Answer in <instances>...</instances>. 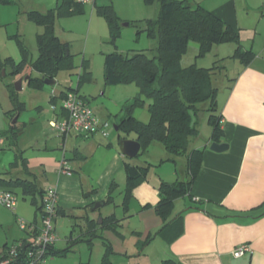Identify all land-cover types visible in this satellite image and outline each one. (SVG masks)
Here are the masks:
<instances>
[{"label":"crops","instance_id":"crops-1","mask_svg":"<svg viewBox=\"0 0 264 264\" xmlns=\"http://www.w3.org/2000/svg\"><path fill=\"white\" fill-rule=\"evenodd\" d=\"M241 14L248 21L251 15L264 20V0L248 2ZM263 53H254L253 60L243 67L229 86L223 88L221 96L217 94L219 125L223 132L219 143L228 148L222 153L210 151L211 135L204 144L195 143L196 148L203 151L201 168L189 194L174 201L170 219L181 216L182 233L172 242L159 232L163 222L156 214L155 206L159 202L158 189L162 182L170 184L189 178L183 157L168 160L170 155L162 147L156 155L148 152L146 160L139 161L135 157L128 161L132 165L147 163L151 166L146 180L131 190L124 212L121 206L125 191L123 170L128 158L116 151L108 140L98 139L96 142L95 137L74 134L62 137L61 159L67 161L72 174L52 175L49 187L55 188L59 198L55 229L62 226V232L71 231L64 239L57 238L51 248L54 251L70 249L63 255L48 257L45 264H163L165 260L178 264H264ZM6 112L0 104V132L5 131ZM73 136L93 140L87 141L83 148L78 146L73 156L67 157L65 150ZM130 140H136L135 135ZM107 141L108 144L104 145ZM4 145L5 142L0 148ZM20 152L18 149L13 151L9 167L0 169V179H25L45 190L46 186L38 183L33 160L25 155V151L22 158L26 159V170L21 158L16 159V153ZM40 160L45 163L48 159L43 157ZM14 162L17 165L11 166ZM87 164L93 167L91 173L86 170ZM113 184V201L108 205L114 204L115 191L123 187L119 205L123 216L112 211L119 222L115 230H110L102 225V218L110 215L109 212L104 214L102 208L107 206L105 200ZM8 189L15 195L19 191L22 198L28 200L33 211L26 213L20 208V212L28 221L39 223L40 215L35 212L32 196L23 195L19 186L0 185V191ZM85 193L91 194L84 197ZM35 199L40 204L38 195ZM102 202V206L94 208L95 203ZM199 203L201 208L197 209ZM19 240L1 242L0 253L5 245L16 244ZM106 244L111 252L104 263ZM240 245H248L251 253L234 258L232 252Z\"/></svg>","mask_w":264,"mask_h":264},{"label":"rangeland","instance_id":"rangeland-1","mask_svg":"<svg viewBox=\"0 0 264 264\" xmlns=\"http://www.w3.org/2000/svg\"><path fill=\"white\" fill-rule=\"evenodd\" d=\"M58 1L13 0V3H4L0 0L1 62L3 63L9 58L17 64L22 60L17 38L21 40L27 51L26 63L19 75L11 76V66L6 65V63V68L0 70V104L6 111L11 108L7 92V86H10L15 100L22 105L21 111L14 112L12 118L5 117L4 130L8 131L12 121L15 120L14 125L20 135L12 147L9 146L10 141L7 140L4 147L0 148V169L6 170L9 167L14 150L18 149L23 153L25 151V155L33 160L32 164L35 167L33 170L36 173L38 183L46 186V188L50 185L52 175H57L56 169L62 160V147H60L62 137L50 126V121L53 118L52 102L50 101L52 92L59 97L61 92L68 89L77 90L79 96L86 99L90 108L97 113L98 121L100 123L108 121L109 127L106 129L108 138L106 140L112 142L116 151H119L118 135L127 140L134 136L133 133L116 132L114 126L117 125L125 105L138 95V88L134 83L106 85L103 61L106 54L114 52L128 55L144 52L147 56L152 57L156 42L148 36L146 31L139 32V30L143 28L142 25L145 21L157 17L159 5V0H97V6L111 4L114 10L119 28V35L116 39L112 38L107 21L97 13L94 6L85 5L81 8V12L69 16H55V34L62 43L68 45L72 66L71 68H62L57 73L54 86L44 85L41 89H32L27 86L25 77H39L36 72L31 70L30 63L38 57L36 38L42 32V28L30 20L28 16L31 11L46 13L54 10ZM188 1L211 11L238 34L237 42L213 44L210 49L202 54L200 53V45L195 41H190L185 53L180 58V66L184 69L191 66L213 69L210 83L217 90V94L221 96L223 88L229 86L244 67L233 58L236 47L240 45L247 50L251 49L257 55L264 52V20L260 21L251 15L248 21L241 14L243 6L252 0ZM83 67L89 78L82 77L81 69ZM20 80L22 81L21 90L17 91L15 88ZM141 100L142 104L136 106L131 115L137 121L146 124L150 120L149 101L145 97H142ZM56 102L57 107H59V101ZM198 108L199 112L192 116V120L199 130L196 144L202 145L212 133L208 117L210 114L217 115L218 109L216 112L210 113L206 103L198 105ZM93 137L97 142L98 135ZM72 139L67 144V146L70 145L69 148L66 147L65 150L67 157L73 156L72 154L78 146L83 148L87 141L93 140L92 138L77 136H73ZM108 141L104 145L108 144ZM162 147L161 143L153 142L145 152H141L136 160H146L148 152L156 155ZM43 157L48 160H45V163H40V159ZM128 161L130 162L132 159L128 158ZM92 168L90 164H87L86 170L88 172L91 173ZM123 176L125 181V173ZM122 190L123 187H119L115 191L116 198L113 205L102 208L104 214L107 212L111 214L113 211L117 216H123L122 208L119 206L122 201ZM16 197L15 213L0 207V244L3 241L11 243L15 240L28 238L27 234L19 229L16 217L30 222L20 212V208L24 209L26 213L32 212L34 208L27 199L22 198L19 191H16ZM60 228L62 229V226ZM60 228L57 227L55 231L57 238L62 240L71 230L67 229L62 232ZM45 262L46 260L43 264Z\"/></svg>","mask_w":264,"mask_h":264},{"label":"trees","instance_id":"trees-1","mask_svg":"<svg viewBox=\"0 0 264 264\" xmlns=\"http://www.w3.org/2000/svg\"><path fill=\"white\" fill-rule=\"evenodd\" d=\"M1 1L13 3V0ZM84 6L76 0H59L54 10L46 13L38 11L29 13V19L42 28V32L36 38L38 57L30 63L31 70L36 72L39 77H28L26 83L29 88L41 89L44 86L43 79L55 80L57 73L62 68H71L72 60L67 52L68 45L62 43L54 31L55 16H69L81 12V8ZM94 7L97 13L105 18L112 38L116 39L119 35V28L111 4L97 6L96 1ZM142 27L139 32L146 31L148 36L156 42L152 57L147 56L144 52L130 55L118 52L106 54L103 61L104 80L106 85L134 83L138 88V95L125 105L116 125L118 131L135 135L136 141L140 145L138 156L141 152H145L153 142H159L170 155L168 160H173V157H183L186 161L189 178L186 181H176L170 184L162 182L158 189L159 202L155 206V212L163 222L159 232L168 242H172L182 233L181 216L170 219L174 201L189 194L202 162L203 151L195 146L199 130L193 123L192 116L197 115L198 105L203 103L208 104L210 113L217 111V90L210 83L213 69H201L193 66L184 69L180 66V58L185 53L190 41H195L200 45L202 54L213 44L237 42L238 34L211 11L188 0H159L157 17L145 21ZM17 44L22 54V60L19 63L15 64L9 58L3 63L0 60V70L5 69L6 65H10V75L13 77L22 72L27 59V51L19 38H17ZM254 57V52L244 50L240 45L236 47L233 55V58L243 66H247ZM81 74L82 77L89 78L84 67L81 69ZM7 90L12 108L6 112V116L12 118L14 112L21 111L22 105L15 100L10 86H7ZM68 90L78 93L77 90ZM64 93L65 91L61 92L59 97L51 96L50 101L56 102V99ZM142 97L149 101L150 120L146 124L137 121L131 115L132 110L142 104ZM220 120L221 117L218 114H210L208 117V123L212 127L211 140L213 142L219 143L223 138V132L219 125ZM19 135L15 125L12 124L8 131L0 132V139L3 142L9 140V146L12 147L14 143L16 144ZM22 153V151L16 153V159L21 158L26 170V159L22 158ZM14 165H17V162L11 166ZM150 166L147 163L132 165L128 160L124 161L125 191L121 204L124 212L127 210L131 190L146 180ZM0 185L21 187L23 195L32 196L31 202L35 207V212L41 217L44 190L38 189L33 181L20 178L0 179ZM113 188L114 184L105 200L107 205L113 201ZM6 191L12 192L9 189ZM93 192L95 191L91 193ZM91 193H85L84 197ZM36 195L41 199L40 204L36 202ZM196 208L200 209L201 203ZM118 222L119 219L114 214L102 218V225L106 229L115 230ZM18 243L22 244L18 257L9 264H29L26 256L28 248L26 239L19 240L16 244L9 246L5 245L0 253V264L8 257V249ZM69 249L70 247L64 251H54L49 247L44 259L63 255ZM110 252V247L106 244L104 263ZM163 264H178V262L165 260Z\"/></svg>","mask_w":264,"mask_h":264},{"label":"built area","instance_id":"built-area-1","mask_svg":"<svg viewBox=\"0 0 264 264\" xmlns=\"http://www.w3.org/2000/svg\"><path fill=\"white\" fill-rule=\"evenodd\" d=\"M81 5L94 6L97 0H76ZM52 97H57L52 92ZM59 101V107L52 103L53 118L50 121L51 128L61 137L74 134L84 137H93L98 135L100 140H106L108 134L106 129L109 127L108 121L100 123L94 115L86 99L79 96L77 92L68 90L56 101ZM59 108V109H58ZM3 140L0 139V145ZM56 173L62 176H71L72 171L67 165V161L62 159L59 162ZM58 194L53 187L44 190L42 199V215L39 223L27 222L20 217H16V222L21 231H24L28 238L26 256L29 264H43L44 255L49 247H52L57 241L54 222L58 217ZM17 197L10 191H0V207L16 211ZM21 243L11 246L8 251V257L1 264H9L18 257ZM246 253H251L248 245H240L234 249L232 256L240 258Z\"/></svg>","mask_w":264,"mask_h":264},{"label":"water","instance_id":"water-1","mask_svg":"<svg viewBox=\"0 0 264 264\" xmlns=\"http://www.w3.org/2000/svg\"><path fill=\"white\" fill-rule=\"evenodd\" d=\"M68 52V51H67ZM25 80H28V77H25ZM21 80L18 81L17 87L15 90L19 91L21 90ZM56 81L54 79H43V84L46 86H54ZM15 120L12 121V124H14ZM114 130L117 132L118 128L116 125L114 126ZM118 138V146H119V151L122 155L129 159H133L138 156L140 152V145L136 140H127L125 138H120V136H117ZM228 146L224 143H218V142H212L209 149L212 152L215 153H222L226 151ZM104 203H95L94 208H98L102 206Z\"/></svg>","mask_w":264,"mask_h":264}]
</instances>
